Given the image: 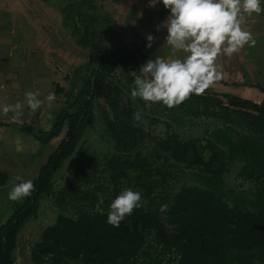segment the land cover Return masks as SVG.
Masks as SVG:
<instances>
[{"label": "trees", "instance_id": "trees-1", "mask_svg": "<svg viewBox=\"0 0 264 264\" xmlns=\"http://www.w3.org/2000/svg\"><path fill=\"white\" fill-rule=\"evenodd\" d=\"M41 1L53 3L61 14L62 30L86 53V69L74 68L65 76L67 89L57 87L65 106L54 113L48 130H22L40 145L58 138L64 127L66 134L39 166L31 195L16 200L0 222V264L15 263L20 232L37 217L44 199L58 204L59 211L30 248L33 264H264V98L258 103L212 87L235 86L232 80L215 81L204 93L171 108L132 98L140 75L136 70L155 57L128 48L121 38L107 50L100 44L112 26L128 25L135 0H111L117 5L114 16L100 11L96 0ZM104 94L107 109L98 101ZM126 96L134 109L123 104ZM137 111L143 122L135 125ZM201 119L213 124L203 139L186 135ZM97 120L113 145L106 164L115 179L112 199L104 198L99 207L97 193L91 204L78 194L79 185L56 192L55 183L70 157L82 162L83 137ZM160 122L172 131L154 139L153 128ZM145 145L152 151L143 156ZM233 166H240L238 177L252 185L250 191L225 189L224 177ZM127 171L135 172L127 175L128 181L146 203L142 200L114 227L107 222L109 205L123 191L117 179ZM8 180L0 170V187ZM103 186L95 189L104 194L110 187ZM78 200L85 204L73 205Z\"/></svg>", "mask_w": 264, "mask_h": 264}, {"label": "rangeland", "instance_id": "rangeland-1", "mask_svg": "<svg viewBox=\"0 0 264 264\" xmlns=\"http://www.w3.org/2000/svg\"><path fill=\"white\" fill-rule=\"evenodd\" d=\"M52 4L43 3L41 0H0V43H3V49L0 45V88L6 90L0 92L2 98H6V100L9 98L8 102H11L9 104H14L17 100L24 99L25 92L32 91L45 101L41 108L35 112L25 107L23 115L15 121L11 119L12 113L3 114L0 112V152L5 156L3 157L5 158L2 164L3 169L0 168V170L9 175L6 185L0 187V216L3 215L0 217V222H3L13 210L15 201L8 199V193L13 185L19 182L17 177L32 180L39 166L66 134V127H64L58 138L48 145H40L30 134L23 132V128L48 130L54 120V113L65 106L63 96L57 93V87L62 86L67 89L69 81L65 76L71 73L74 68L84 67L86 69L84 66L87 62L85 60L86 53L81 52L62 30L60 26L61 14L57 8L54 9ZM154 12L161 18L166 17L167 19L169 15V10L164 5L155 8ZM258 15L243 13L241 16L242 29L249 31L253 36L255 35L254 37H259L261 32L259 26L255 27ZM119 27L117 25L111 27L109 35L105 37V42L100 44L102 51L110 49L114 42L120 39L117 35L118 31H116ZM262 28L264 30V26ZM160 29L155 36V44L153 43L157 47L161 46V42H164L167 36V29ZM244 49L238 51V57L244 56ZM254 50L256 49L252 47L248 52ZM183 55L182 52L175 53L167 59ZM256 55L259 54H253V57ZM117 72L119 73V71ZM259 83L263 86L260 78ZM212 87L217 92L227 91L223 85H213ZM231 91L234 92L229 91L231 94H235L233 89ZM250 93L251 96L257 95V92L253 90ZM49 94L54 96V100L50 103L46 100ZM242 96L251 100V96L247 93ZM98 101L101 106L107 109L105 94ZM123 104L135 108L134 102L129 101L127 96L123 98ZM174 126L173 128H175ZM212 126L213 124L209 120L201 119L196 122L193 128L189 129V132H186V135H192V137L201 140L205 135V130L211 129ZM171 131L164 122H160L153 128V138L164 139L166 133H171ZM83 138L82 147L85 150V155L81 158L82 162L78 163L72 156L64 163L55 176L56 192L62 189L66 190L69 185H79L81 192L78 194L89 198L91 204H93L92 197L95 193H97L98 199L107 197L106 199L111 200L115 179L106 162L113 155V145L109 142L99 120L96 121L93 129L87 130ZM203 143L201 142V144ZM149 151H152L151 145L141 148L143 156H146ZM17 163L20 165H15ZM239 170L240 166L230 168L224 177L225 189L248 192L252 189V185L243 183L239 179ZM129 173L133 176L135 172L121 173L117 179L118 186L122 190L131 188L138 191L134 183H129L127 176ZM99 184L101 187L107 185L110 188L106 189L103 194L101 190L95 189ZM178 184L180 183H177V186ZM188 184H195V182L189 180ZM142 200V203H146L144 199ZM79 204H85V201L78 200L73 203V205ZM66 210L67 213H73L72 208L69 211L68 208ZM58 211V204L45 199L42 201L37 217L30 220L20 232L21 249L14 264H33L29 255L30 248L39 239L41 232L54 222ZM161 219L165 220V217L161 215Z\"/></svg>", "mask_w": 264, "mask_h": 264}, {"label": "clouds", "instance_id": "clouds-1", "mask_svg": "<svg viewBox=\"0 0 264 264\" xmlns=\"http://www.w3.org/2000/svg\"><path fill=\"white\" fill-rule=\"evenodd\" d=\"M169 10L161 27L167 29L164 45L175 53H184L172 59L157 56L149 58L136 71L130 95L145 102L162 103L171 108L182 104L190 95H200L221 76L217 60L222 55L231 56L245 44L255 41L249 31L242 29L243 13L261 14L264 0H156ZM147 47L151 48L155 36L147 35ZM163 45V46H164ZM50 103L54 96L49 94ZM35 92L27 91L23 100L0 107L3 114L12 113L13 121L19 119L27 107L35 112L44 104ZM135 125L143 122L141 111L133 113ZM134 125V126H135ZM8 193V199L16 201L31 195L32 180L17 177ZM142 194L131 188L121 191L109 205L107 222L118 227L120 222L141 206ZM98 201L97 207L103 204ZM163 210V208L161 209Z\"/></svg>", "mask_w": 264, "mask_h": 264}, {"label": "crops", "instance_id": "crops-1", "mask_svg": "<svg viewBox=\"0 0 264 264\" xmlns=\"http://www.w3.org/2000/svg\"><path fill=\"white\" fill-rule=\"evenodd\" d=\"M96 5L100 11L105 14L114 16L117 12V5L112 3L111 0H96ZM160 6L163 7V3H156V0H135L133 11L127 20L128 25L121 24L119 25L120 27L118 30L116 29V31H118V38H121L122 44L131 49L139 48L141 52L149 56H160L167 59L169 56L173 55V53L169 51V47L166 44L164 45V42H161L162 44L159 47L155 46V43L151 48L146 46L147 35L152 34L153 36H156V29L161 25V22L166 20V17L161 18L154 12L155 8ZM256 20L257 23L255 24V27L259 26L261 31L260 35L259 37H254L255 35H252V39L255 41V43L249 42L247 43L249 45L245 44L240 49L243 50L245 48L244 56L238 57L239 52L233 53L231 56L222 55L218 58L217 64L218 71L221 73V76L218 80L228 82L232 80L236 83L235 86L229 85L227 87V92H232L231 90L233 89V91H235V95L243 97L242 95H246V93L251 96L250 91L252 90L256 91L257 95H252L251 101L259 103L264 98V42L262 43V41H264V30H262V27L264 26V12L259 14ZM255 34L257 33L255 32ZM0 45L3 49V43H0ZM252 47L256 50L253 52H248V50ZM253 54H259L260 56L256 55L253 57ZM9 55L11 56V54ZM259 78L261 79L263 86L260 85ZM258 87H261L262 89H259ZM5 91L6 90L0 88V92ZM2 97V93H0V107H2V104L5 105L6 102V104L11 103L10 101L8 102L9 98L6 100V98L4 99ZM3 157L5 156H3L2 152H0V168L2 169L3 160L5 159ZM15 165L19 166L20 164L17 163Z\"/></svg>", "mask_w": 264, "mask_h": 264}]
</instances>
